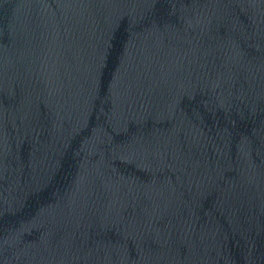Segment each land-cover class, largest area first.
Here are the masks:
<instances>
[{
    "label": "water",
    "instance_id": "1",
    "mask_svg": "<svg viewBox=\"0 0 264 264\" xmlns=\"http://www.w3.org/2000/svg\"><path fill=\"white\" fill-rule=\"evenodd\" d=\"M0 264H264V0H0Z\"/></svg>",
    "mask_w": 264,
    "mask_h": 264
}]
</instances>
